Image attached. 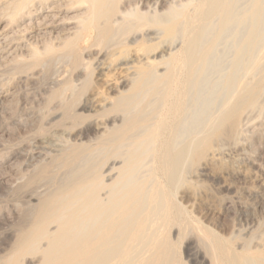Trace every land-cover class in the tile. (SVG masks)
I'll list each match as a JSON object with an SVG mask.
<instances>
[{
	"label": "bare ground",
	"instance_id": "6f19581e",
	"mask_svg": "<svg viewBox=\"0 0 264 264\" xmlns=\"http://www.w3.org/2000/svg\"><path fill=\"white\" fill-rule=\"evenodd\" d=\"M55 60L79 73V87L67 78L40 89L36 78ZM121 60L126 73H105L113 93L93 108L105 83L93 76ZM1 73L30 104L1 103L12 117L0 118V129L18 114L36 128L55 113L65 130L86 121L78 128L86 137L19 171L24 208L0 264H181L174 231L193 235L199 264H264V221L221 236L188 215L179 198L190 192L177 194L193 185L197 163L224 169L223 146L237 151L252 132L264 147V0H0ZM232 163L226 174L243 175Z\"/></svg>",
	"mask_w": 264,
	"mask_h": 264
},
{
	"label": "rangeland",
	"instance_id": "374dc122",
	"mask_svg": "<svg viewBox=\"0 0 264 264\" xmlns=\"http://www.w3.org/2000/svg\"><path fill=\"white\" fill-rule=\"evenodd\" d=\"M60 60H58V61L55 60L56 62L53 61L50 64H47L46 67H44V70H46V71L43 72V70H42V76L40 74V76L38 78H36L40 82V83L39 82L37 83L38 85H40L42 83L40 89H42L44 91L45 90L49 91L50 89H52L53 87H55L57 85V84L55 85L56 81H62V80H65L67 78L68 79L70 78V80L73 79L71 81H73V83L77 82L78 87H79V83H80L79 73L75 70L73 71V69H71L69 67L70 65L66 60H65L66 62L60 61ZM126 61L129 62V66H131L134 61L136 62V60L133 61V56L127 57ZM122 62L123 61L121 60V61H118L116 63H113L114 65L113 64L109 65L111 67L104 65L102 68L103 71L102 70H101L102 72L100 71V74L101 73L102 74L101 75L99 74L100 76L96 75L97 78H95V76H93L95 81L98 80L97 83L99 82V84H100L103 80H105V81H103L102 84L104 82L106 83V84L104 83L105 86L100 84L103 87L102 88L103 92H104L103 96L100 95L101 97H99L97 95V96L93 97L94 99L91 100L90 103H91V105L93 104L92 105L93 108L95 107V109H97V108H99V106L107 103V101H106L107 99L103 100L104 97L107 96V94H105V93L108 92L109 95L111 93H113V92H110L111 91L110 87L115 82H113L114 80L112 81V79H110L111 82L109 85H111V86H109L107 83H109L110 80L107 82L108 77L105 76V73H106V75H108L107 73H110L111 76L113 74H114L113 76H115L116 74H117L116 76H120V77H121V75L124 76V72H125L124 68L127 67V65L124 66L123 65L124 63H122ZM119 63H120V65H119ZM121 65H123L124 68ZM104 67H106V68H104ZM118 67L120 68V70ZM70 69H71V71H70ZM120 71L122 74L119 73ZM49 73H51V74H49ZM64 73H66V74H64ZM53 76L55 77V79ZM39 78H41V79H39ZM12 79H13L12 76L9 74H3V73L0 74V84H1L0 85V98H2V99L4 98L3 100L0 99V104L3 103V105H4L6 103L5 106L8 105L9 107H11L12 104H14V102L16 104L19 101V103H17V104H19L20 107L23 108L26 105H27L26 107H28L30 104L28 102L29 100H27L25 98V95L23 93H20L21 91L19 92L18 89L16 90V87H14V80H12ZM36 79H34V80H36ZM50 79H51V81H50ZM58 79H60V80H58ZM74 79L75 80L78 79V80L75 81ZM34 80H30V81L33 82ZM44 81H45V83H44ZM53 81H55V83ZM48 82H49V84H48ZM37 84L33 83V84H30L28 87L33 86V85H36L35 87H37L38 86ZM49 86H51V87H49ZM108 89H110V90H108ZM12 90H13V93H12ZM8 93H10V94H8ZM84 98H86V97H84ZM101 98H103V99H101ZM12 100H14V102ZM102 100L105 101V103L102 104L101 103ZM9 103H11V105H9ZM52 107H53V105H52ZM11 110L8 108L7 109H3V108L0 109V118L1 119L6 118V119L11 120L10 119L12 117V113H11L12 111ZM262 113H264V112H262ZM49 114H46V113L44 114V116L46 118H43L44 116H41V118L38 120V123H37V121L32 123V124L36 123L35 127L37 128V126H40V123L42 120V124L44 125V123H45L44 126L46 127V129H45L46 133L48 134L50 132L48 135L44 132L45 130H42V132L44 134L43 133L38 134V131H36V128H34L33 125L31 126V124L29 122H27V123L24 122L23 119L26 118V116L20 115V114H18V116H15V117H17V120L14 123L10 124L8 129H3V128L0 129V256L4 253V251L7 250V248H8L7 245H9L8 243H10L9 241H11V239L9 240V238H7V234L12 232V229L13 228L16 229V227L18 226L17 224L19 223V221H17L16 216H17V214H21V212L23 211V208H24V206H23L24 200L23 199H25V198H23L24 196H22L21 190L17 189V186L19 185L18 182L20 181L17 177L24 174V171H28L27 167H30V168L32 167V166H30V164L34 165L35 163L41 162L40 160H43L46 158L48 159V157L50 158V156L55 154L60 149L58 147H60V146L62 147L63 144H65L67 141H72V140L75 141V139L76 140H77V138L79 139L78 136H80V137L84 136L83 138L85 140L86 135L81 136V133L79 134V131L82 130L83 127L86 126V124H85L86 121L82 124L80 123L81 124L80 126L83 125V127L77 126L76 129L74 128L73 130H71V129L68 130L66 127V130H65L64 126H62V125L60 126L57 122L55 123L56 120L58 121L59 116H57V114H55V113H49ZM49 116H51V117H49ZM263 116L264 115L262 114V120L264 119ZM20 118H23V119H20ZM43 119L45 121H43ZM49 121H50V123H49ZM52 122H54V123H52ZM23 123L25 124V126L28 125L27 127L34 128V129H30V128L28 129V128L24 127ZM51 123H52V127H51ZM20 124L21 125L23 124V125L21 126ZM47 124L50 126H48ZM45 127H43V128H45ZM61 127H62V129H61ZM49 128H50V130H49ZM263 128H262V130H264ZM9 130H10V132H9ZM28 130H30L29 131L30 133L28 132ZM33 130L36 132L34 133ZM249 133L251 134L252 132H249ZM263 133H264V131H263ZM41 134H42V136H40ZM248 134H246V136H244V137H247ZM253 134L250 135V137L248 136L249 137V138L247 137L248 139H245L244 137L242 138L243 140L240 141L241 144H239L240 147L237 149V151L231 145H225L226 149L224 146L222 147V150H221L222 155L220 158H222V160L224 162L223 163L224 169L222 167L223 165L221 166L220 164H216V165L208 164L210 167L207 166L209 169L206 172H204L202 170V167H201L202 164L200 165L199 163H197L196 166L194 165L191 168L194 170L193 171L191 170L189 173V176L193 173L190 176L192 181H193V185H189V186H186L184 188H181L179 190V192L177 193L178 195H180L179 197H181L182 192H184V191L190 192L192 197L187 198V199H186V197L179 198L177 195V199L178 198L182 199V200H179V199L178 200L185 207L188 215L194 219L196 218V220L200 221L202 224L205 223L204 225L210 227L211 229H213L216 233H218L221 236L222 235H224V236L230 235V233H232L231 230L236 229L237 227L240 228L239 232H240V230H242L240 234H243V235L245 233L246 234L250 233V232H248L249 230L250 231L252 230V232L257 231L256 226H258L257 225L258 222L264 221V220H262V219H264V196L259 195L258 192H256V191H260L258 189H260V187H261L260 185L262 184V182H264V147L258 148L256 146L258 144H255V143H257L258 141L255 142V135L253 136ZM255 134H259V133H255ZM20 135L23 137L22 139L20 138L21 137ZM35 135H37V136H35ZM75 135H77V137ZM32 136H34V138ZM252 136H253V138H251ZM259 136L260 135H258L257 138ZM24 137L26 140L24 139ZM68 137H69V140L67 139ZM63 138L66 141H64ZM83 138H81V139H83ZM31 139H33V141H31ZM19 140L21 142H19ZM61 142H62V144H61ZM18 144L21 146H19ZM231 147L233 148V150H231L232 149ZM223 148H224V150H223ZM35 149H37V150L34 151ZM27 152H29V153L27 154ZM47 153H49V154H47ZM18 154H19V156H17ZM25 154L28 155L29 157L26 156V158H25ZM223 155H224L225 160L229 159V160H227V162H225V160L223 159ZM21 159H24V160H21ZM230 159H232V160H230ZM32 160H34V161H32ZM46 160H44V161H46ZM18 161H19V163H18ZM44 161H42V162H44ZM228 162H230V163L233 162L232 164H235V165H233L236 167L235 169H237L238 171H241L240 173L243 175L246 172H250V170H251V172H250L251 176L248 177L247 179H245V178L241 179L243 175H240L239 177H236V178L232 177L231 175L228 176L226 174V170H225L226 169L225 163H228ZM23 163H25V164H23ZM20 165H21V167H19ZM23 166H25V167H23ZM26 168H27V170H25ZM218 170H219V172H218ZM224 170H225V172H224ZM17 171L18 172L22 171V174L20 172L18 173ZM214 172H217L216 174H219L221 176H219V175L214 176ZM212 173H213V175L211 176ZM10 175H12V176H10ZM10 178H12L13 181ZM16 179L19 180L17 182L18 185L16 183V181H17ZM6 180H7V182H6ZM10 180H11V182H10ZM14 181L16 184L14 183ZM11 183H12V185H11ZM13 183H14V185H13ZM247 189L255 191V193H257V194L256 195H253V194L250 195V193H248L246 191ZM10 190H11V192H10ZM181 190H182V192H181ZM16 191H17V193H16ZM11 193H12V195H11ZM179 193H181V194H179ZM18 194H19V196H18ZM203 196H204V198H203ZM200 198L204 199L205 201L204 200L202 201V199H200ZM206 198H207V200H206ZM224 201L227 202L228 206L225 207ZM19 208L22 209V211ZM14 209H17V210L14 211ZM18 218H19V216H18ZM232 224H233V226H232ZM253 229H254V231H253ZM233 234L236 235L235 230H234ZM187 235L182 234L181 235L182 237H181V236L177 235L176 231H174V233H171V239L174 237L172 239L173 246L176 247V249H178L179 259L181 260V264H197V262L199 264V261H198L199 259L196 258V260H197L196 261L195 257H193V255H192V254H194V249H195V239L193 240L194 237L190 233ZM190 236H191V238H189ZM242 236H240V237H242ZM184 238H186V240ZM258 239H262V240L264 239V225H263V227H261V236ZM262 240H260V242ZM234 241H236V239L233 240V243H235ZM182 242H183V244H182ZM261 243H264V240ZM187 260L188 261L190 260L192 263L190 261L188 262Z\"/></svg>",
	"mask_w": 264,
	"mask_h": 264
}]
</instances>
